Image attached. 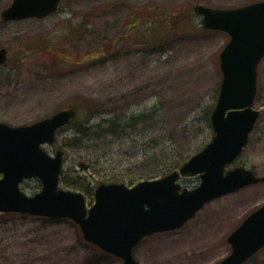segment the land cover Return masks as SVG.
I'll use <instances>...</instances> for the list:
<instances>
[{
    "label": "rangeland",
    "instance_id": "rangeland-1",
    "mask_svg": "<svg viewBox=\"0 0 264 264\" xmlns=\"http://www.w3.org/2000/svg\"><path fill=\"white\" fill-rule=\"evenodd\" d=\"M11 1L0 0V11ZM256 1L63 0L58 12L44 18H0V47L9 51L8 61L0 66V122L30 124L75 104L82 109L79 122L89 115L95 120L127 119L156 105L162 113L158 133L167 128L171 142L187 155L213 135L208 127L199 131L204 126L200 118L218 100L220 53L230 39L223 30L205 29L194 7L230 8ZM177 11L181 13L174 25L168 20L162 24L161 13ZM255 107L260 116L231 167L245 166L264 175V58L258 67ZM67 125L57 130L56 141L46 149L52 155L65 150L64 167L75 164L70 174H90L93 167L79 165L86 159L81 150L64 147L72 131L64 128H73ZM101 144V150L94 146L89 151L95 158L103 155L99 165L93 164L101 173L124 176L128 171L119 164L143 159L132 138L117 140L110 149ZM184 180L185 187L192 188L197 175ZM38 185L37 178H30L22 189L33 195L41 189ZM263 204L264 182L227 193L206 203L182 227L145 237L134 255L140 264H214L231 252L230 233ZM81 234L66 217L0 214V264H122L120 257L84 242ZM243 264H264V247Z\"/></svg>",
    "mask_w": 264,
    "mask_h": 264
},
{
    "label": "water",
    "instance_id": "water-1",
    "mask_svg": "<svg viewBox=\"0 0 264 264\" xmlns=\"http://www.w3.org/2000/svg\"><path fill=\"white\" fill-rule=\"evenodd\" d=\"M61 2L12 0L0 11V18H44L58 12ZM194 10L202 16L205 29L223 30L230 36L220 53L223 78L211 113L213 138L166 175L134 185L98 184L89 206L82 191L60 184L65 151L59 148L52 155L45 148L56 141L57 130L77 115L75 107L30 124L0 122V212L71 218L87 241L120 257L122 264H140L134 249L145 237L180 228L213 199L264 182V175L250 168L231 167L260 116L255 99L258 67L264 58V0L230 8L197 4ZM7 60L8 49L1 47L0 66ZM192 174L199 175L200 183L183 187L180 179ZM34 177L42 187L29 195L21 184ZM228 243L231 252L214 264H243L264 247V204L230 233Z\"/></svg>",
    "mask_w": 264,
    "mask_h": 264
},
{
    "label": "trees",
    "instance_id": "trees-1",
    "mask_svg": "<svg viewBox=\"0 0 264 264\" xmlns=\"http://www.w3.org/2000/svg\"><path fill=\"white\" fill-rule=\"evenodd\" d=\"M155 12H158L157 8H155ZM163 13H166V16L162 13L160 14L165 17L162 21V24H165V22L168 20L174 25V23L178 21L177 19L174 22V18L181 12L177 11ZM74 106L77 108L78 113L77 116L67 125V127L73 128H64L66 130H72L70 134L71 136H69L68 140L64 143V147H66V149L68 147L80 149L82 157L86 159L82 162H79V165L82 167V163H84V168L93 167L94 170L93 172H90V174L79 172L74 176L73 174H70V172L73 171L75 164L71 166L69 165L65 167L60 178V183L62 186L65 184L84 192L86 197L90 200V203L94 199L95 189L99 183L107 182L109 180L108 182L124 181L131 185L145 178H155L166 175L179 168V166L184 161L202 149L213 137V130L211 128V113L214 106L209 107L204 111L203 117L200 118V120L203 121L204 126L199 128V131L203 132L206 127H208L212 136L208 138L209 140L207 139L201 142V144L195 150L188 152L187 155H184L180 147L174 145L171 142V136L167 128H161L162 133H158L160 129L158 127L162 121V113L161 108L156 105L149 106L138 114L133 113L129 118L124 117L127 119H123V116H113L110 118L106 117L95 120L94 116L89 115L86 121L81 122H79L77 119L79 118L82 109L80 108L79 104H75ZM142 124L148 125V127L140 128ZM137 133H142V138H136L135 134L138 135ZM126 138H132V140L136 142V148L138 152L139 150L142 152L143 159L139 162L129 160L125 164H119L118 166H121V169L128 171V174L124 176L109 175L105 172L101 173V170L97 169L93 164L97 162L96 165H99L100 162H98L97 159L102 158L103 155L98 154L97 158H95V154L91 156V154L89 155V151L94 146L100 148L99 150H101L103 147L101 144L102 142L107 143V149L115 148L117 140H125ZM124 144V142H120L121 147H123ZM129 150H131V148L128 149V151ZM85 151L88 153H85ZM104 154L107 155L109 152H104ZM93 173L100 175V178L97 180ZM120 177H122V179L118 180L117 178ZM184 178L185 177H183L182 180H184ZM199 179V176H197V181H195L196 183L191 185V187L196 186L200 181ZM37 180L39 182L38 187L41 188L42 183L38 178ZM186 182L187 181L185 180L184 182L182 181L184 186H187ZM6 213L9 212H1L0 214ZM43 217L50 218L46 216ZM75 226L79 228L77 223H75ZM81 239L84 242H87L82 234ZM89 243L92 246L95 245L91 242ZM100 250L103 253L108 254L101 248Z\"/></svg>",
    "mask_w": 264,
    "mask_h": 264
}]
</instances>
